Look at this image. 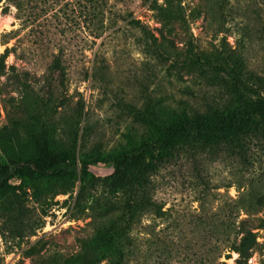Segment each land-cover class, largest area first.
<instances>
[{
  "label": "rangeland",
  "instance_id": "374dc122",
  "mask_svg": "<svg viewBox=\"0 0 264 264\" xmlns=\"http://www.w3.org/2000/svg\"><path fill=\"white\" fill-rule=\"evenodd\" d=\"M96 1L2 0L0 133L5 127L9 131L4 136L15 141L13 120L22 119L37 97L49 98L54 91L61 102L52 117L57 144L69 143L70 126L76 125L83 107L80 176L83 152L98 148L109 157L128 146L129 136L140 141L146 134L129 107L154 109L160 121L168 122L183 112L194 116L232 105L226 79L193 63L196 53L241 54L246 74L263 83L264 96V0H183L178 9L184 19L171 21L154 7H166L165 0H106V23L117 14L118 24L98 40L93 35L98 22L87 10ZM132 19L139 20L153 40L128 25ZM56 59L64 72L52 85L49 69ZM24 144L21 137L17 146ZM4 162L0 148V163ZM86 162L97 180L87 186L80 206H75L78 179L65 194L30 199L28 216L35 229L26 231L24 239L10 233L0 218V264H63L80 252V240L95 237L109 222L115 212L111 208L123 201L124 194L109 187L114 172L110 162L93 164L87 158ZM150 186L156 207L134 224L130 233L134 247L124 264H209L215 248L224 252L220 261L236 264L235 253L225 259L229 252L223 251V218L228 199L242 197L246 201L237 210L238 221L247 219L262 244L248 264H264L263 137L249 138L242 155L223 145L183 148L174 158L157 163ZM259 200L263 203L259 213L247 211L250 202ZM216 216L220 233L214 236ZM100 264H109V259Z\"/></svg>",
  "mask_w": 264,
  "mask_h": 264
},
{
  "label": "trees",
  "instance_id": "16d2710c",
  "mask_svg": "<svg viewBox=\"0 0 264 264\" xmlns=\"http://www.w3.org/2000/svg\"><path fill=\"white\" fill-rule=\"evenodd\" d=\"M172 1V2H171ZM183 0H165L166 7L155 4L154 7L162 10L166 20H183L178 6ZM2 0H0L1 4ZM154 3H157L154 1ZM92 8L88 5L89 16L97 20L98 27L93 32L95 39H100L110 29L118 24L115 18L109 19L106 0H98ZM1 9V6H0ZM3 13L5 9L1 10ZM128 25L140 29L150 36L139 20L132 19ZM193 63L204 64L228 82L233 95L231 106L221 110L213 108L204 114L189 116L183 112L168 122L159 120L154 109L147 108L141 111L129 107L135 121L146 128V134L140 141L132 140L129 136L128 146L112 153L109 157L103 156L98 148L92 152H83L79 161L81 174H77L78 144L80 137L79 118L81 106L78 111V122L70 126V140L67 145H59L53 138V114L60 108V99L51 91L49 98L37 97L25 109V116L12 122L15 141L8 135L5 127L0 133V148L6 157V162L0 163V218L7 225V230L20 239H24L26 231L35 228L29 215L28 202L30 199L39 201L43 195L52 196L65 194L78 179L81 182L75 206L87 192V186L95 185L94 178L89 170V163L110 162L114 172L109 178V187L124 194V199L111 208L112 214L109 222L103 224L97 235L91 239L80 240V252L64 259L63 264H100L109 259V264H124L129 251L134 247L131 231L143 212L156 207L150 197V176L157 163L167 161L183 148L225 146L232 154L242 155L246 149L248 139L251 137L264 138V96L263 83L255 81L254 74H246L244 57L236 51L220 52L215 56H201L194 54ZM49 76L52 85L58 81V74L63 69L58 59L50 67ZM24 140V147L19 148L17 143ZM17 178L19 184L14 185L11 180ZM245 198L238 200L228 199L229 209L224 219L223 234L226 235L223 251L225 259H230L235 253L236 264H248L254 254L262 247L258 242L256 228L247 220L241 219L237 212ZM263 203L250 202L249 209L259 213ZM109 212V213H110ZM253 213H250L252 215ZM214 218L215 227L213 235H219L216 226L220 220ZM226 221V223H225ZM264 223V220H262ZM34 232H30L32 235ZM219 250V248H218ZM215 254L209 264H226L220 261L222 250ZM202 263V260H201ZM204 264V261H203Z\"/></svg>",
  "mask_w": 264,
  "mask_h": 264
}]
</instances>
